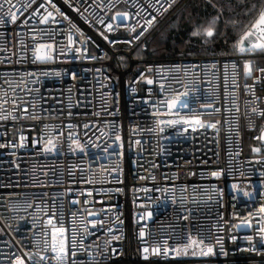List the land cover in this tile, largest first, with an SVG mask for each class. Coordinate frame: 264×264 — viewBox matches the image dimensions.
<instances>
[{"label":"built area","instance_id":"1","mask_svg":"<svg viewBox=\"0 0 264 264\" xmlns=\"http://www.w3.org/2000/svg\"><path fill=\"white\" fill-rule=\"evenodd\" d=\"M24 2L13 0V3ZM53 2L69 20L57 15L56 19L60 23L40 25L33 22L28 25L29 28H44L52 33L57 57L51 61L32 63L29 51L27 59L17 63L24 55L20 52V41H24L29 49L34 47L31 34L21 23L24 17L16 24L11 23L10 17H5L6 22L0 24V96L5 92L12 96L6 82L13 87L19 86V89H24L25 83L22 81L26 82V88L31 89V93L18 90L17 94L29 102L35 99V115L38 117L32 118L33 109L29 107L30 115L24 119L0 121V144H8L0 148V184L15 183L23 177L21 186L0 188V194L7 197L9 193H14L11 196L13 201L27 198L33 202V207L27 209L26 213L23 210H6L8 204L5 200V206L0 207V214L11 218L12 227L16 228L18 217H30L35 212L37 202L42 206L47 204L49 215L54 205L58 219L68 229L66 234L70 239L74 213L78 228L81 215L86 223L88 219L94 218L88 217V212L97 213L99 220L103 221V227L94 229V235L86 237L84 242L86 245L100 244L103 247L104 242L110 239L106 230L112 229L113 234L121 237L111 242L113 247L123 253L117 258L118 264H264V256L244 250L248 242L243 237L253 234V230L232 227L238 222L234 213H238L240 218H246L249 212L256 213L264 204V197L259 195L260 191H264L260 184L264 179L260 175L264 171V152L252 151L254 146H258L259 140L256 137L264 127V119L247 115L248 109L255 105L245 103L250 97L244 92L243 75L245 59L255 60L261 67H264V59L257 61L258 53L241 57L235 52L227 53V56L220 53L165 59L159 50L149 48L148 40L155 27L172 9L163 14L154 13L158 22L151 26L141 41L147 44L148 54L140 59L128 44L118 43L114 47L100 35V32H105L113 38L125 39L128 36L125 29L107 33L98 23V17L92 15L93 10L85 11L86 5L78 4V0ZM86 2L100 4V0ZM137 3L147 4V0H120L117 7L110 11H95L100 16L108 11L110 19L116 11L135 13L139 10L135 6ZM77 7L79 12L75 10ZM72 24L76 27L73 28ZM81 32L85 35L81 36ZM69 34L76 41L71 47H81L80 41L91 37L84 44L87 48L85 55L96 59L72 58L76 54L67 51ZM61 49L65 50L62 55ZM225 59L235 60L239 65L237 79L240 87L236 92L238 114L224 110ZM73 72L77 73L75 79L71 75ZM227 72L228 83L231 85V64ZM25 73L35 75L29 78ZM146 78L152 79L153 84H147ZM247 83L251 84L252 80L248 79ZM162 84L165 86L163 92ZM193 86L196 91L191 92L187 98L192 107L199 109L201 103L215 100L216 106L221 108L218 114L203 117L221 121L216 129H198L197 134L189 136L178 135L177 128L166 125L163 126L165 131L159 135L145 131L155 124L156 110L152 104H158V98L162 99L173 90L182 92L186 87L192 89ZM149 88L152 89L151 95ZM257 95L261 98L259 107L264 108V85H257ZM145 99L150 102L145 104ZM12 107L11 104L6 105L5 111H10ZM159 118H169L165 109H160ZM250 120L254 128L249 127ZM85 124H89L87 129L84 128ZM69 132L87 145V155L69 152ZM46 133H62L56 141L59 152L44 153L40 150L42 145L32 144L33 139ZM21 134L25 136L23 148L19 147ZM117 134L121 136V141L113 143ZM89 138L91 144L88 143ZM138 140L141 143L137 144ZM8 142H15L17 148L13 149ZM92 144H98L99 147H92ZM109 145L111 147L105 152L104 148ZM16 164L20 167L17 168ZM214 170H223L224 174L219 178L211 177L210 173ZM166 175L169 177L167 180ZM234 182L252 191V198L241 194L236 201H232L231 197L235 193L231 185ZM157 188H167V191H156ZM68 189L72 191L68 192ZM209 195L217 198L222 195L223 199L214 198L209 201ZM149 209L154 213L151 220L140 221L138 214ZM189 210V221L177 220L178 215L189 214ZM44 218V214L40 213V228L43 227ZM4 223L0 221V227H4ZM181 224H195L206 242L215 246V254L208 257L154 256L149 261L140 258L137 252L143 246L139 239L140 227L147 225L149 235L145 239L151 244L166 236L171 231V225ZM217 224L223 226L222 230L216 227ZM19 225L18 232L5 229L6 234L0 236V240L10 241L11 251L16 254H21L20 250L25 246L35 251L32 248L34 234L31 223L19 221ZM88 227L93 229L92 225ZM230 235H236L237 241L229 239ZM37 238L43 239L42 236ZM217 239L221 240L227 255L220 251V245H216ZM170 243L175 246L174 241ZM256 243L259 244L258 238ZM76 259L78 264H89L88 255L84 251H80Z\"/></svg>","mask_w":264,"mask_h":264},{"label":"snow or ice","instance_id":"2","mask_svg":"<svg viewBox=\"0 0 264 264\" xmlns=\"http://www.w3.org/2000/svg\"><path fill=\"white\" fill-rule=\"evenodd\" d=\"M120 3V0H100V4H87L86 0H78V4H85V11L92 9V15L98 17V23L107 33L117 32L120 28H123L127 31L128 36L125 39L119 37L113 38L109 35H106L105 32H100V35L105 41L110 45L116 46L118 43H125L130 46V49L134 51L138 58L142 59L144 55H147V44H142L141 41L145 37L147 31L154 25L157 21V15L154 13H167L171 9L177 7L182 3V0H147V4L137 3L135 5L139 10L135 13L130 11H116L111 14L110 19L108 11H104L103 16H100L95 9H108L109 11ZM211 7L212 13L210 14V19L206 21L207 26H202L200 23H195L191 30L192 37H203L201 42L207 51V46L215 44V38L220 34L219 25L223 22L225 25V43H227V27L232 25L237 27L240 21L237 17H251V21L239 36V38L233 43L232 51L237 53L239 56L243 57L245 55H254L256 53H264V0H205V8ZM195 5L186 3L183 5L180 11V17L183 18L184 12L190 8H194ZM7 9V10H5ZM79 12V7L75 9ZM27 13V15H25ZM142 13L144 15H142ZM59 15L63 17L64 20H69V17L53 2V0H25L24 3H13V0H0V24H4L5 17H10V21L13 24H16L20 21V18L23 16L22 20L23 27L31 34V39L34 43V47L28 48L24 41H20V52L24 55L21 56L17 63H21L27 59V52L32 54V63H46L57 57V47L54 40L51 39L52 33L45 31L44 28H29L28 25L35 22L40 25H48L50 23H60L57 21L56 17ZM145 16L147 17L145 19ZM194 19L189 13V21ZM144 21L141 23V21ZM127 21V23H125ZM71 23V21H69ZM72 27L75 28L76 25L72 24ZM77 31H80L77 28ZM71 32V29L69 30ZM85 34L81 32V36ZM91 37H85V40L80 41L81 47H71L76 43L73 40L71 34L68 35V52H74L76 55L72 58L74 59H96V57H88L85 54L87 53V48L84 46L87 40H90ZM65 50L61 49V55ZM16 53H13L15 55ZM223 55L227 56V53ZM123 59V57H121ZM11 62V60H9ZM231 64L233 70V80L231 85L228 83V66ZM216 66V62H213V67ZM225 68V89H224V110L228 112L235 111L239 113V107L236 103V92L239 89L238 83V71L239 65L235 60L225 59L224 61ZM99 71V70H98ZM258 73V74H257ZM47 75V73H43ZM29 78L35 75V73H25ZM57 76L60 75L59 72L56 73ZM73 79L76 78L77 73H71ZM243 75L245 78L244 92L246 96L250 99L246 100V104L255 105L248 109V116H256L260 119H264V108H260L258 105L259 100L261 99L257 95V85H264V67L259 66V64L252 59H245L243 61ZM251 79L252 83H247V80ZM35 83V81H33ZM146 82L149 85L153 84L152 79L146 78ZM24 89H19V86L13 87L9 82H6L8 91L12 93V96H8L5 92L0 96V121H7L9 119L16 121L26 118L30 115L28 109L31 107L33 109L31 115L33 119L38 118L35 115L36 101L33 99L31 102L24 100L20 95L19 91H26V94L31 93V89L26 88V82ZM164 85H161V92L164 91ZM133 92L136 91L135 88L132 89ZM196 91L193 86L192 89L185 88L184 91H171L169 94L164 96L162 99L158 98V104L153 103L152 107L156 111L154 112L155 124L152 128H147L145 131L154 134H162L165 131V127H174L178 129V135L189 136L195 135L198 132V129H216L217 126L221 123L219 120L204 119L203 117L208 116L212 117L215 114H218L221 111L220 107L216 106V101L201 103L199 109L192 107L189 100L187 99L191 92ZM149 95H151L152 89H148ZM211 100V96L209 97ZM149 99H145L144 103H149ZM11 104L13 107L10 111H5V106ZM160 109L166 110V115L168 119L159 118ZM177 109H186V112L177 111ZM19 113V114H17ZM71 115V113H69ZM237 122L239 121V115L236 117ZM228 123V121H225ZM47 127V126H46ZM71 128V125H69ZM89 124H85L84 128L87 129ZM249 127L254 128V123L250 120ZM191 128V133L189 132ZM238 130V126H237ZM231 127L229 132H231ZM6 135V133H4ZM62 135V133H46L38 139H33V145H42L41 151L44 153H55L59 152L57 145V137ZM87 136V132H85ZM163 139L164 137L161 136ZM68 139L70 144L68 146L69 152L75 154L77 152L87 155V145L83 143L79 138L75 137L72 132H69ZM261 142H264V127L260 129L259 136L256 137ZM121 141V136L117 134L113 143ZM25 142V136L20 135L19 137V147L23 148ZM13 149L17 148L15 142H8ZM91 144V139L88 141ZM141 143L139 140L137 144ZM8 144H0V148L7 147ZM92 147L98 148V144H92ZM122 147V144L120 145ZM111 145L104 148L105 152H108ZM253 153L261 152V148L253 147ZM15 155V153H13ZM259 162V161H258ZM16 167L19 168V164H16ZM116 171V169H113ZM223 170H214L211 171L210 175L214 178H219L223 175ZM46 175V174H45ZM69 176L72 175L71 172L68 173ZM203 176V172L201 173ZM243 175V174H241ZM261 177H264V171L260 172ZM165 179H169L166 175ZM23 177H20L15 183L8 182L6 184H0V188H14L22 185ZM261 187L264 188V179L260 181ZM36 185V181H33V186ZM43 186V185H41ZM215 188V186H213ZM234 195H232V201H236L238 197L242 194L244 197L249 199L252 198L253 192L245 188L240 187L239 182H234L231 185ZM156 191L165 192L167 188H157ZM184 189L182 188L181 191ZM71 189H68V192H71ZM119 191V189H117ZM222 191V190H221ZM14 193H9L7 197L3 194H0V207H4V201L7 200L8 208L6 210L18 212L23 210L27 213V209L33 207V202L25 198L22 201H13L11 196ZM259 195L264 197V191H260ZM214 198L223 199V196L214 197L212 195L208 196V200L211 201ZM76 201L74 200L73 203ZM175 198H173V203H175ZM85 204L88 203L87 200L84 201ZM189 214L178 215V221H189ZM40 213L44 214L43 227H39ZM75 213L73 214V228L71 232V237L69 239L68 229L65 227L62 220L57 217V210L53 205L51 214H48L47 204L41 205L40 202L35 204V212L31 216H20L18 217V224L16 228L12 227L11 218L5 217L0 214V221H4V227H0V236L5 235V229H8L9 232H18L19 231V221H26L31 223V230H33L34 238L32 241V248L35 251L29 250L25 247L21 248V254H16L11 251L12 244L10 241L0 240V245H3V248H0V264H78L77 254L80 251L87 253L89 258V264H118L117 258L121 257L123 253L118 251L117 248L112 246L113 240H118L121 237L115 235L112 232V229H107V233L110 239L106 240L101 247L100 244L86 245L85 239L88 236L94 235V229L97 227H103V221H100L98 214L94 212H88V217H94L88 219L85 223V218L81 215L80 227H77L75 220ZM139 220H151L154 213L151 209L146 211L143 214H138ZM234 216L238 218V222L232 227L234 229H239L247 227L253 230V234L246 235L243 237L244 240L248 242V247L244 250L255 253L259 256H264V204H261L259 210L256 213L249 212L246 218H240L238 213H234ZM255 217V219H254ZM227 223V222H226ZM88 225H92L93 229H90ZM171 231L159 241L149 242L145 239L149 233L146 231L147 225L140 227L139 230V239L143 245L137 250L140 258L144 261H149L152 257H168L170 255L174 257L181 256H193V257H208L215 254V246L211 243L206 242V238L200 235V231L197 230L195 224H181L171 225ZM217 228L222 230V225L217 224ZM39 228V231H36ZM231 231V230H230ZM42 236L43 239L40 240L37 237ZM257 238L259 239V244L256 243ZM229 239L233 242H236L238 237L236 235H230ZM170 241L175 242L173 246ZM21 243V241H17ZM42 244V247H41ZM216 245H220V251L227 255L224 252L222 242L220 239L216 240ZM8 251H4V249ZM93 249H95L93 251Z\"/></svg>","mask_w":264,"mask_h":264},{"label":"trees","instance_id":"3","mask_svg":"<svg viewBox=\"0 0 264 264\" xmlns=\"http://www.w3.org/2000/svg\"><path fill=\"white\" fill-rule=\"evenodd\" d=\"M195 5L184 12L183 18L180 17V11L184 4ZM189 13L194 18L189 21ZM212 13L211 7L205 8V0H182V3L173 8L164 19L155 27L149 36L148 46L151 50H159L165 59H177L180 57L193 55H212L220 53H233L232 45L246 29L251 21V17H237L240 21L237 27L228 25L227 43H225V25L222 22L219 25V35L215 38V44L207 46L208 50L201 42L203 37H192L191 30L195 23L202 26L210 19ZM257 61L264 59V53L256 56ZM261 152H264V144L258 142Z\"/></svg>","mask_w":264,"mask_h":264},{"label":"rangeland","instance_id":"4","mask_svg":"<svg viewBox=\"0 0 264 264\" xmlns=\"http://www.w3.org/2000/svg\"><path fill=\"white\" fill-rule=\"evenodd\" d=\"M203 26H207V24L203 25ZM264 143V142H263ZM256 147H259V146H256Z\"/></svg>","mask_w":264,"mask_h":264}]
</instances>
